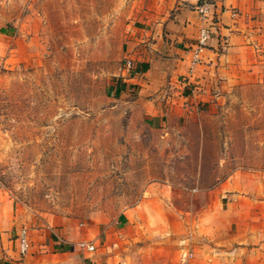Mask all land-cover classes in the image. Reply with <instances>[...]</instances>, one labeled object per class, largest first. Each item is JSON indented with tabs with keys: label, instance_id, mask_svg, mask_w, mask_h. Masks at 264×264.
Listing matches in <instances>:
<instances>
[{
	"label": "rangeland",
	"instance_id": "rangeland-1",
	"mask_svg": "<svg viewBox=\"0 0 264 264\" xmlns=\"http://www.w3.org/2000/svg\"><path fill=\"white\" fill-rule=\"evenodd\" d=\"M170 12L161 0H0V189L30 233L92 241L90 255L120 264H165L185 210L264 200L260 30L247 48L218 34L195 109L157 99L147 111L119 96L132 26Z\"/></svg>",
	"mask_w": 264,
	"mask_h": 264
},
{
	"label": "crops",
	"instance_id": "crops-1",
	"mask_svg": "<svg viewBox=\"0 0 264 264\" xmlns=\"http://www.w3.org/2000/svg\"><path fill=\"white\" fill-rule=\"evenodd\" d=\"M161 1L170 8V16L132 26L126 39V64L115 84L122 99L131 97L132 104H143L147 111L157 108L155 100L160 99L169 111L188 112L205 98L200 78L219 60L218 34L227 36L228 49L247 48L254 31L264 36V0ZM203 27L210 28L212 37L195 55ZM257 205L261 209L254 215L244 217L239 211L232 220L227 216L231 208ZM202 207L196 215L183 212L186 234L179 251H173L165 264H264V200L231 199L224 204L215 200ZM22 228L14 202L0 189V264H111L112 260L114 264L117 260L90 255L60 236L46 231L34 234L26 228L29 248L21 253Z\"/></svg>",
	"mask_w": 264,
	"mask_h": 264
},
{
	"label": "built area",
	"instance_id": "built-area-1",
	"mask_svg": "<svg viewBox=\"0 0 264 264\" xmlns=\"http://www.w3.org/2000/svg\"><path fill=\"white\" fill-rule=\"evenodd\" d=\"M201 11L202 12L206 11L204 6L201 7ZM211 37H212V31L210 30V28L203 27L200 31V36L198 39L195 55H197L198 52L208 44V41L211 39ZM128 67L129 68L131 67L130 61H128ZM0 186H1V182H0ZM76 245L81 249H86L89 251H94L96 248V245L92 241H80ZM19 246L21 253H25L29 248V238L25 228H22L19 233Z\"/></svg>",
	"mask_w": 264,
	"mask_h": 264
}]
</instances>
